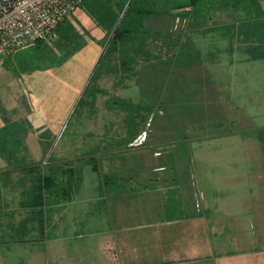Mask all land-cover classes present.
I'll return each instance as SVG.
<instances>
[{"label":"crops","instance_id":"1","mask_svg":"<svg viewBox=\"0 0 264 264\" xmlns=\"http://www.w3.org/2000/svg\"><path fill=\"white\" fill-rule=\"evenodd\" d=\"M247 14L190 27L174 23L178 15H166V27L151 28L178 33L175 43L167 41L176 50L161 63L193 64L191 72L161 70L163 107L157 110L164 131L153 126L150 137L162 146L135 148L138 162L128 169H91L90 197L82 194L83 178L69 199L42 204L30 196L32 180H4L0 264H259L258 252H264V153L258 137L264 131V25L253 28ZM186 47H193V56L180 54ZM94 67L87 61L81 82L87 83ZM29 96V107L0 124V177L31 176L37 170L25 167L45 159L34 147L46 132L47 97L36 91ZM73 98L61 91L64 111ZM143 108L152 110L148 104ZM182 111H193V120L185 125L182 119L170 120L169 112ZM169 142L176 145L170 151L163 147ZM24 145L30 146L26 155ZM130 150L110 154L132 157ZM259 222L261 230L252 227Z\"/></svg>","mask_w":264,"mask_h":264},{"label":"rangeland","instance_id":"2","mask_svg":"<svg viewBox=\"0 0 264 264\" xmlns=\"http://www.w3.org/2000/svg\"><path fill=\"white\" fill-rule=\"evenodd\" d=\"M253 2H257L259 7L251 5ZM240 3L244 5L240 6ZM130 5L139 10L127 14L125 21L129 20V28H136L138 33L129 34L126 41L116 45L115 51L112 36ZM214 8L212 14L211 10ZM158 11H172L179 17L178 21L173 18L174 23L189 27L201 22L209 23L210 20L219 22L236 19L245 13L254 17L249 19L253 28L264 25V0H85L78 11L61 23V36L56 40L46 39L28 44L15 50L8 58L0 60V124L11 121L21 107H29V95L33 92L46 96L43 106L47 110L48 122L44 123L47 128L44 135L36 138L40 145L36 144L34 147L35 151L40 150L44 154L45 159H37L35 164L47 162L49 165L46 169L69 166L78 169L81 174L79 183L84 179L82 194L85 197L92 196L90 186L95 178L86 157L95 155L99 167L104 169L113 166L128 169L138 162L135 148L148 150L150 147L162 146L152 143L150 137L154 133H151L155 129L153 126L164 131L163 128L159 129L160 112L157 110L158 107H163L159 100L161 70L165 73L175 72L178 67L182 72L193 70L191 63H161L166 55L165 50L159 49L162 41L154 42L147 36L149 29L168 25L164 16L154 15ZM224 13L232 16H225ZM113 18L117 20L110 32L105 26L114 22ZM138 25L141 28L139 31ZM109 45L112 46L104 52ZM185 49L191 52L185 50L184 55H194L193 47ZM146 56L149 57L145 58ZM99 58L102 59L99 61ZM87 61H94L95 67L86 83V79L81 82L79 77L83 74ZM84 83L85 87L82 85ZM78 84H81L79 89ZM63 90L67 96L72 94L74 97L72 105L65 111L66 106L61 99ZM147 104L152 110L143 108ZM169 118L174 121L182 119L183 123L191 122L194 112H169ZM150 122L151 125L147 126ZM28 130L35 132L33 129ZM147 136L151 140L148 138L147 141ZM25 137L19 136L17 139L23 142ZM258 137L260 141H264V131L258 133ZM147 144H150L149 147ZM24 146L26 155L30 146ZM163 147L170 151L176 145L169 142L164 143ZM260 148L264 153L262 143ZM117 150H130L133 156L130 157L127 153L111 156L110 153ZM192 150L193 148L186 151ZM186 163L184 167H192L193 160H190V166L187 161ZM196 164L201 168V163L196 161ZM33 178L35 179L33 175L0 177V202L4 180L10 183L17 179L33 181ZM75 182L74 178L73 183ZM78 187L74 185L73 192ZM107 190L113 192L114 188L109 186ZM1 211L0 206V213ZM261 224L259 222L252 227L257 226L261 230ZM261 254L259 251L258 263L264 264V252Z\"/></svg>","mask_w":264,"mask_h":264},{"label":"built area","instance_id":"3","mask_svg":"<svg viewBox=\"0 0 264 264\" xmlns=\"http://www.w3.org/2000/svg\"><path fill=\"white\" fill-rule=\"evenodd\" d=\"M85 0H0V60L28 44L56 40L58 27Z\"/></svg>","mask_w":264,"mask_h":264},{"label":"trees","instance_id":"4","mask_svg":"<svg viewBox=\"0 0 264 264\" xmlns=\"http://www.w3.org/2000/svg\"><path fill=\"white\" fill-rule=\"evenodd\" d=\"M254 1V0H253ZM250 2V1H249ZM255 5L257 6V2H253ZM259 7V6H257ZM139 10V9H138ZM136 9L135 6L130 5L123 17L121 18V21L119 22L117 28L115 29V32L112 36V45H113V50H115L116 45L119 42L122 41H126V39H128V35L129 34H133V35H137V30L136 28H129L128 23H131L129 20L125 21L127 14L129 13H133V12H137L138 11ZM159 13H155L154 15H160V16H166V15H174V13L172 11L170 12H165V11H158ZM177 15V14H175ZM117 16V15H116ZM175 17V16H173ZM114 20V18H113ZM117 20V18H115L114 22L108 24L105 27H108L109 30H112L113 25L115 23V21ZM61 25V24H60ZM60 25L58 27V37L59 35L61 36V30H60ZM138 31L141 29L140 25L137 26ZM111 32V31H110ZM109 32V33H110ZM176 35H178L177 32H173V33H166V32H162V31H158V30H153V29H149L148 35L149 38L152 39V41L156 42L158 40L162 41V46L159 48L161 49V51L165 50L167 54H171V50H176L175 47L173 49V47H171V43L167 42V41H173V43H175L176 41ZM173 36V39H171ZM167 43H166V42ZM37 42H41V41H36L33 43H37ZM112 45H109L107 47V50H105L104 52L108 51V48ZM156 49V47H154ZM158 49V50H159ZM185 50L189 51L188 49H180V54H184ZM116 51V50H115ZM149 56H146L145 58H148ZM102 59V58H101ZM99 58V61L101 60ZM262 145H264V141L261 140ZM86 161L90 162L92 169L94 171H99V165L97 162V158L95 157V155L92 156H88L86 157ZM49 163H40V164H32V165H28L25 168L28 169H32V170H37L35 171L32 175L35 176V179L33 178V183H32V187H31V198H33V200L38 199L39 202H41V204L50 198H55L56 200H65V199H69L71 197V193L73 192V186L74 185H78L79 183V176L81 177L80 172H78V169H75L73 166H69L67 167H62L61 169H52V167L50 169H46L45 167L48 166ZM74 178L76 179V182H74ZM33 192V194H32Z\"/></svg>","mask_w":264,"mask_h":264}]
</instances>
